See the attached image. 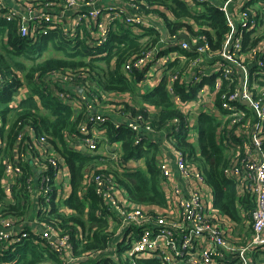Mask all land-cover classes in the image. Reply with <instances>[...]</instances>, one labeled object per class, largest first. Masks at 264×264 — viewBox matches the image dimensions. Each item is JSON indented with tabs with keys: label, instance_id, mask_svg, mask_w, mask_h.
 <instances>
[{
	"label": "built area",
	"instance_id": "obj_1",
	"mask_svg": "<svg viewBox=\"0 0 264 264\" xmlns=\"http://www.w3.org/2000/svg\"><path fill=\"white\" fill-rule=\"evenodd\" d=\"M183 1L197 12L209 4L225 14L228 32L221 48L213 51L207 35L200 34L201 27L190 20L185 22L190 28L186 26L179 35H166L161 41L172 45L179 54L177 70H169L175 56L163 50L160 44L131 57L123 69L129 78L133 71H146L147 79L153 72L160 73L162 79L166 72L169 73L167 90L176 109L186 120L184 127L189 130L188 136L198 137L196 128L199 123L195 126V122L202 114L216 119L217 143L228 155L224 174L236 185L240 220H233L215 207L213 189L203 171L193 164L189 153L177 147L178 134L185 132L181 117H177L171 120L170 128L163 131V145L170 152L157 154L165 207L146 209L144 205L121 199L113 175L94 172L92 176L90 183H94L104 211L98 212V216L111 222L108 233H112L117 225L123 233L121 237L119 232L114 234L118 241L109 258L115 264H140L154 259L162 264H264V86L261 85L264 82V36L257 44L246 46V34L260 25L258 12L264 8V0H226L221 6L214 0ZM153 9V18L165 21L155 11H166L165 7L150 6L139 0H131L124 6H100L98 0H37L29 4L26 11L10 7L6 0H0V18L19 22L22 37L38 42L40 38L60 30L74 47L81 37L82 26L87 24L91 34L84 42L92 49L106 45L118 25L132 29L137 35L143 34L151 28L143 11ZM69 17L72 23L67 26ZM161 31L164 32L162 28ZM182 34L189 37L191 44L180 39ZM200 44L201 47L193 49L192 45ZM192 53L195 56L189 57L188 54ZM59 76L60 73L51 74L52 78ZM66 76L70 81L86 78L78 71L67 72ZM209 82L212 90L207 89ZM3 84L0 89L4 88ZM177 84L185 87L191 98L184 100L176 91ZM85 89L75 94L76 100L71 107L83 109L89 116L78 126L77 133L67 138V142L74 148L76 144L94 151L99 148L107 124L112 120L99 111L102 105L97 97L88 100ZM51 90L64 104L72 99L70 93L55 87ZM208 93L210 101L206 108ZM29 94L30 90L22 86L10 108L19 107ZM124 108L121 107L119 112L122 113ZM113 122L116 127L123 123L138 134L136 146L150 143V134L159 135L142 115L131 116L126 122ZM17 125L16 140L10 147L19 153V162L6 157L4 149L7 144L0 146V155L4 159L2 189L7 197H11L18 178L31 166L39 176L30 183L27 191L38 189L39 207L35 218L29 221L20 216H0V254H12L19 244L34 235L37 242L56 253L66 264H80L81 258L97 261L103 251L89 252L76 258L70 236L60 224L42 220L51 211L54 200L59 198L56 190L67 175V168L60 162L62 155L57 148L51 147L48 137L38 134L30 123L18 121ZM112 156L119 162L123 151L119 148ZM87 188L81 192L83 197ZM244 205L252 208L248 214L243 209ZM72 211L67 209L68 214ZM244 217L248 223V236L239 235L238 225H235ZM33 225L35 230H28ZM37 225L41 227L39 231ZM82 234L83 231L78 230L77 239L83 240Z\"/></svg>",
	"mask_w": 264,
	"mask_h": 264
},
{
	"label": "trees",
	"instance_id": "obj_2",
	"mask_svg": "<svg viewBox=\"0 0 264 264\" xmlns=\"http://www.w3.org/2000/svg\"><path fill=\"white\" fill-rule=\"evenodd\" d=\"M139 1H145L150 6H163L172 13L174 21L169 20L162 11L155 10L165 18L167 35H179L184 27L190 28L185 22L193 20L201 27L200 34H206L209 38L212 50L217 51L221 48L228 26L225 14L218 8L205 4L202 10L197 12L183 0ZM153 11L154 9L147 10V12ZM258 14L260 25L246 34V46L257 44L264 36V8H261ZM258 28H260L259 31H257ZM150 34L147 32L137 35L132 29L118 25L116 31L111 34L109 42L103 47L92 49L82 44L73 47L72 42L67 40L60 30L53 31L51 35L40 38L37 42L30 37L20 35L19 22L5 21L0 18V85L6 82L5 85L3 84L4 88L0 89V114L3 120L0 130L3 132L4 127L10 125L9 145H12L18 133V121L30 123L38 134L48 137L65 160L71 174L73 190L66 204L74 213L60 214L53 205L49 214L42 220L56 221L60 224L65 233L70 236L76 258L89 252L106 250L110 241L113 240L112 235L107 232L108 221L98 216V212L104 211L94 183L89 186L83 200L79 197L86 168H93L96 173L108 174L109 172L99 169V166L103 164V156H88L69 147L67 135H75L78 126L88 118L89 114L83 109L73 110L60 98L55 97L51 89L55 87L62 92L72 94V99L68 101L72 104L76 99L78 85L86 88L88 100L93 99L95 95L102 99L103 95L130 94L135 104L134 106L125 105L122 110L124 117L142 115L149 120L157 132L170 128L171 120L177 117H181L182 127H184L186 120L176 109L167 90L168 72L164 74L161 83L147 94H139L136 88V85L145 79L146 71H133L131 78L124 72L123 66L131 57L156 45L158 37L151 36V39H148ZM50 49L59 56L40 61L43 54ZM188 56L195 55L192 53ZM27 61L31 62V65L27 64ZM179 66L180 60L175 59L171 62L169 70H177ZM72 71L84 73L86 78L70 81L66 73ZM18 73L23 75L31 92L29 98L19 107L10 109V104L24 83ZM53 73H60L61 76L52 78ZM261 85L264 86V82H261ZM176 91L184 100L191 98L190 94L186 93L185 87L179 84L176 86ZM39 102L43 109L40 108ZM147 107L155 109V112L152 113ZM110 117V120L114 119L113 116ZM113 121L107 124L106 141L109 144H120V149L123 151L122 161L139 159L145 164L144 170L140 169L132 174L124 173L123 177L114 172L118 184L127 191L130 200L135 204L145 207H165L166 198L160 185L156 142L136 146L135 139L138 134L123 123L116 127ZM198 123V148L196 149L194 144L187 141L189 130L185 127L182 128L185 132L177 136V147L189 153V158H193L192 162L202 169L208 184L213 189L215 207L233 220L239 221L236 185L224 174L228 165V155L224 147L217 143L218 122L214 117L202 114ZM3 162L4 159L0 155V216L24 217V214L29 211L26 192L30 183L39 175L31 167L25 169L13 188L11 198H7L1 183ZM78 230L83 231V240L77 239ZM5 263L66 264L56 253L44 248L41 242H37L34 235H30L27 241L19 244L12 254H0V264ZM140 264L162 263L154 259L141 261Z\"/></svg>",
	"mask_w": 264,
	"mask_h": 264
},
{
	"label": "crops",
	"instance_id": "obj_3",
	"mask_svg": "<svg viewBox=\"0 0 264 264\" xmlns=\"http://www.w3.org/2000/svg\"><path fill=\"white\" fill-rule=\"evenodd\" d=\"M35 1H37V0H6V4L9 5L10 7H16L18 9L22 10V11H26L27 10V6L29 4H31V3H34ZM130 1L131 0H98V5L103 6V5L111 4V5L124 6V5H128V3ZM223 1L224 0H214V2L218 6H221L223 4ZM143 12L145 13L146 20L151 25V28L144 32V33H147V32L151 33L149 35L148 39H151V36L158 37V41H157L156 44H160L161 47L163 48V50H165L166 52L172 53L175 56V59H179L178 58L179 54L176 52V50L173 48L172 45L170 46L167 42L161 43V41L163 39H165L164 36L167 35L166 34V25H164L165 21H162L161 19L160 20L154 19L151 12H147V11H143ZM162 13H164L169 18V20H172V21L174 20L173 16L170 14V11H168L167 9H166V11L165 10L162 11ZM261 13H262V11H261ZM73 15H72V18H73ZM72 18L69 17L67 19L68 20V25L67 26L71 25ZM161 28L164 30V32H163L164 35H163L162 31H161ZM90 34H91L90 27L87 24L83 25L82 26L81 37H80V39H79V41H78V43L76 45L82 44L84 46H87L84 41L89 39ZM146 40H144V42ZM151 76L152 77L150 79H147V77H145V79L143 81L139 82L136 85V88H137L139 94H147V93L151 92L155 87H157L160 84V82L162 80V75L160 73L153 72L151 74ZM210 83L211 82H209L208 87H207L208 90H212V85H211L212 83L211 84ZM78 87H79L78 88L79 91L77 93L82 92L84 87L83 86L80 87L79 85H78ZM112 96L126 97L128 99V102H126V104L129 105V106H134V104H135L134 99L132 98V96L130 94H119V95L109 94L108 96L103 95L102 99H100L97 95H95V96H93V98L97 97L100 100L102 107L99 108V111L101 113H104L108 117L113 116L114 119H112V120H114V121H119V122L128 121L129 117L128 116L124 117V115L122 116L121 112H119V111L118 112L117 111L112 112L111 109L108 108V106H107V108H105V105L103 104L104 101L112 99ZM131 98L133 99V103L131 101ZM68 101L66 102V105L71 107L72 103H68ZM209 101H210V95L208 93V94H206V99H205V104H204L206 108L209 107ZM39 106H40L41 109H43L41 107V104H39ZM72 108H73V110H78V108H75L74 106ZM147 108L150 111H152V113L155 112V109H153L151 107H147ZM197 123H198V120L195 122V126H196ZM2 126H3V120H2V115L0 114V127H2ZM4 128L5 129H4L3 132H1V130H0V146H3L4 144H7L8 146H6V148L4 149V151L6 152V157L11 158L14 162L18 163L19 162V158H18L19 153H17V151L13 147H10V145H9L10 125L8 124ZM106 133H107V131H106ZM106 133H104L102 135L103 139H102V142L100 143L99 148L94 150V151H89L84 146L76 145V144H75V148H74L71 145H69V142H67V143H68L69 147L72 150H74V151L78 150L77 152H82L83 154H86L88 156L101 155V156L104 157L103 161L104 160L112 161L113 163H115V165L119 166V167H116L115 171H113V172L109 171L106 168H104L105 166L103 164L99 166V169H102V170H104L106 172L108 171L109 172L108 174L113 175V177L115 178L117 183H119V182H118L117 177L114 174V172H117L119 175H121L123 177L124 173L132 174V173L138 172L140 169H143V170L145 169V164H144L143 160L131 159L129 162H124L122 160L117 162V160L113 159L112 154L117 152V150L120 148V145L118 143L109 144L106 141ZM67 137L70 138L71 136L67 135ZM150 140L156 142V144L158 146V151H157L158 155L160 154L159 153L160 151H163V152H166V153L170 152L168 147H165L163 145V140H164L163 131L159 132V135H157V136H155L153 134H150ZM187 141L189 143H191V144H194L196 146V149L198 148L199 140H198L197 136H188ZM50 144H51L52 148H57L52 143H50ZM104 144H105V149L102 151L101 150V146L104 145ZM198 156H200V154H198ZM60 158H61L60 162L64 165V168H67L66 170H67L68 173H67V175L64 178H62L59 186L57 187L56 191L59 194V198L54 200L53 205H54L55 208H57V210H58V212L60 214H68L67 213V209L69 207L67 206L66 201L69 199V197L71 196V194L73 192L72 183H71V174H70L68 166H67L65 160L63 159V157L61 156ZM157 159H159V157H157ZM191 159L193 160V158H191ZM193 164L196 167L199 168V166L196 163L193 162ZM31 169H32V167H31ZM199 169H201V168H199ZM94 172H95V170L93 168H86L85 171H84V180H83L82 187H81V190H80V193H79L80 194L79 197L82 200L84 199V197L81 195V192L84 189H86L87 187L89 188V186L92 185L90 183V181L92 179V176H93ZM176 176L178 177L177 173H176ZM26 193H27V197H28L29 211L26 214H24V218L23 219H26V220L29 221V220H33L35 218V215H36V212H37V208L39 207V194H38V189L37 188L34 189L33 191H27ZM117 194H118V196L121 199H129L130 200L127 191L119 184H118ZM7 198H11V197H7ZM152 207H154V206H152ZM152 207H145V208L146 209H150ZM243 209L246 211V214H248L252 210L250 205L249 206L248 205H246V206L244 205ZM73 213L74 212L72 211L69 214H73ZM248 218H249V216H248ZM106 220L108 221V225H111V222L109 221V219H106ZM235 225H238L237 232H238L239 235H243V234L246 235V236L249 235V229H248V223H247L246 217L242 218V220L240 222H235ZM35 227H36L35 225H33L31 228L28 227V230H35ZM37 229L39 231L41 229V227L39 225H37ZM117 232H119V237L123 236V233L121 231V227L119 225L114 227L113 228V232L110 233V235H112V237H113V240H111L110 243H109L110 249L109 250L108 249L102 250L103 251L102 252L103 255L101 256L100 259H98L97 261H93V260L92 261H86L84 258H81L80 264H115L112 261V259L109 258V257L112 255L110 252L113 251V249H114V247H115V245H116V243L118 241L117 236H116V238L114 236V234L117 233ZM108 248H109V246H108Z\"/></svg>",
	"mask_w": 264,
	"mask_h": 264
},
{
	"label": "rangeland",
	"instance_id": "obj_4",
	"mask_svg": "<svg viewBox=\"0 0 264 264\" xmlns=\"http://www.w3.org/2000/svg\"><path fill=\"white\" fill-rule=\"evenodd\" d=\"M58 56L59 55H57L56 52L53 49H50L49 52L43 54V56L41 57L40 61H42L44 59H47L49 57H58ZM26 63L31 65V62H29V61H27ZM18 75L21 78H23V75L21 73H18ZM23 81H24V78H23ZM23 86H26L29 90H31L30 86L25 81L23 83ZM23 101H25V99ZM131 101L133 103V99L132 98H131ZM126 102H128V99L126 97L112 96V100H105L103 104L104 105H108L112 112H115V111L118 112V111H121V107H124ZM38 104H41V103L39 102ZM11 116H12V114H11ZM104 149H105V144L101 146V150L103 151ZM103 162H104L103 165L105 166L104 168H106V169H108L109 171H112V172L115 171L116 167H119V166L115 165V163H113L112 161L104 160Z\"/></svg>",
	"mask_w": 264,
	"mask_h": 264
},
{
	"label": "water",
	"instance_id": "obj_5",
	"mask_svg": "<svg viewBox=\"0 0 264 264\" xmlns=\"http://www.w3.org/2000/svg\"><path fill=\"white\" fill-rule=\"evenodd\" d=\"M180 39H184L189 44H191V41H190L189 37L187 35H185V34H182L181 37H180ZM201 46H202L201 44L200 45H197V46H193L192 45L193 49H197L198 47H201Z\"/></svg>",
	"mask_w": 264,
	"mask_h": 264
}]
</instances>
